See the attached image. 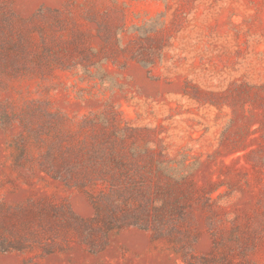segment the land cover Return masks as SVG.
<instances>
[{"label": "rangeland", "instance_id": "obj_1", "mask_svg": "<svg viewBox=\"0 0 264 264\" xmlns=\"http://www.w3.org/2000/svg\"><path fill=\"white\" fill-rule=\"evenodd\" d=\"M262 84L264 0H0V228L30 217L29 241L0 264H264V170L241 134L262 112L242 102L245 86ZM109 138L139 160L164 148L201 185L223 184L176 232H189L186 261L137 226L74 235L103 186H70L41 164Z\"/></svg>", "mask_w": 264, "mask_h": 264}, {"label": "trees", "instance_id": "obj_2", "mask_svg": "<svg viewBox=\"0 0 264 264\" xmlns=\"http://www.w3.org/2000/svg\"><path fill=\"white\" fill-rule=\"evenodd\" d=\"M82 55H85L84 51ZM73 67L76 64L64 66L67 69ZM245 88L242 102L250 101L262 108V112L261 117L254 120L258 121V126H247L241 132L243 137L254 135V141L258 143L257 147L251 146L243 156L255 170H264V84L247 85ZM109 139V144L90 148L61 146L62 160H48L41 164L42 170L70 186L84 189L98 184L103 186L97 194L90 195L95 207L94 216L88 221L77 218L73 234H84L85 239L89 238V230L94 227L111 232L137 226L151 230L156 237L172 239L175 245L173 251L186 261L191 246L189 232H176L181 231V226L188 222L193 203L202 201L203 205L210 206L218 200L214 191L223 184L210 182L206 186L201 185L194 179L196 168L184 160L177 162L175 158H169L164 148H146L144 151L148 158L139 160L136 157L143 150L127 149L121 147L114 138ZM248 147L250 145L243 141L227 152L246 150ZM16 218L14 223L18 225H13V230L4 225L0 228L2 251L21 249L25 241H29L25 230L30 225V217L22 214ZM59 222L70 224L67 216ZM176 237L180 242L186 237L187 241L179 247V242L174 240Z\"/></svg>", "mask_w": 264, "mask_h": 264}]
</instances>
